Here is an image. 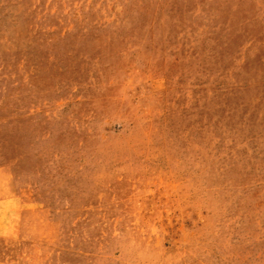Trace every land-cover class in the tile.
Returning <instances> with one entry per match:
<instances>
[{
	"label": "rangeland",
	"instance_id": "rangeland-1",
	"mask_svg": "<svg viewBox=\"0 0 264 264\" xmlns=\"http://www.w3.org/2000/svg\"><path fill=\"white\" fill-rule=\"evenodd\" d=\"M0 165V264H264V0H0Z\"/></svg>",
	"mask_w": 264,
	"mask_h": 264
},
{
	"label": "crops",
	"instance_id": "crops-1",
	"mask_svg": "<svg viewBox=\"0 0 264 264\" xmlns=\"http://www.w3.org/2000/svg\"><path fill=\"white\" fill-rule=\"evenodd\" d=\"M0 173H1V178H0V235L3 233L5 228V217H13V215H17V212L15 211V207L17 208V205L19 202L15 204V198L17 201L21 200L18 192L14 188V186L11 184V178L7 174L6 167L4 165H0ZM10 183V185L8 184ZM8 185L9 190L6 191V187ZM12 185V186H11ZM24 208H19L20 214L23 213ZM3 221V222H2Z\"/></svg>",
	"mask_w": 264,
	"mask_h": 264
}]
</instances>
